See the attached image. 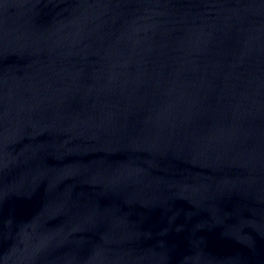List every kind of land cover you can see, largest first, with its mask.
<instances>
[{
    "label": "water",
    "instance_id": "water-1",
    "mask_svg": "<svg viewBox=\"0 0 264 264\" xmlns=\"http://www.w3.org/2000/svg\"><path fill=\"white\" fill-rule=\"evenodd\" d=\"M0 264H264V0H0Z\"/></svg>",
    "mask_w": 264,
    "mask_h": 264
}]
</instances>
